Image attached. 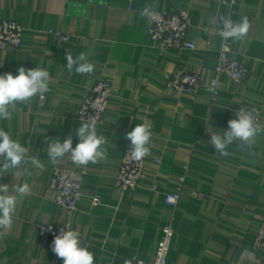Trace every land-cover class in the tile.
<instances>
[{"label": "crops", "instance_id": "0c3cea01", "mask_svg": "<svg viewBox=\"0 0 264 264\" xmlns=\"http://www.w3.org/2000/svg\"><path fill=\"white\" fill-rule=\"evenodd\" d=\"M149 5L188 10V38L195 48L160 52L147 37L148 20L139 15ZM237 7L236 22L247 16L250 28L243 40H231V50L249 74L240 83L219 75L212 102L204 86L177 96L165 82L177 67L197 72L203 83L212 78L219 21L226 13L222 0H0V20L15 19L23 27L21 45L0 50V75H18L21 66L50 73L43 100L35 96L18 103L8 119H0V128L45 166L24 164L0 173V184L10 190L26 181L31 188L17 204L11 229L0 237V264H63L52 251L54 237L39 232L40 225L63 226L68 218L48 186L53 168L83 171L71 230L94 254L95 264L151 260L166 222L175 231L167 264H263L250 245L264 212V131L251 149L235 141L226 157L209 142V128L228 130L235 110L243 107H255L264 127V0H238ZM68 50L74 59L86 53L94 72H69ZM100 77L109 80L111 90L96 130L106 138V158L77 166L65 156L52 164L47 148L53 139L71 136L73 148L79 143L76 129L83 122L76 109ZM137 124L151 129L150 155L137 188L128 192L114 182L122 152L131 147L126 134ZM177 188L179 201L172 208L164 196Z\"/></svg>", "mask_w": 264, "mask_h": 264}, {"label": "clouds", "instance_id": "9594fccd", "mask_svg": "<svg viewBox=\"0 0 264 264\" xmlns=\"http://www.w3.org/2000/svg\"><path fill=\"white\" fill-rule=\"evenodd\" d=\"M142 19L151 22L156 13L153 6H145L139 12ZM222 26L219 35L225 39L234 41L243 40L249 31L250 24L247 16H243L240 22H235L231 16L220 18ZM67 69L76 74L90 75L94 72V63L87 60L84 52L76 55L75 59L71 50L65 52ZM50 73L43 68L25 69L18 68V75L5 73L0 75V119H8L16 111L18 103L31 100L33 97L43 96L49 92ZM236 118L228 121V130L213 132L209 128L210 143L221 156H228L227 151L235 141L240 142L241 147L251 149L258 134L264 131L257 123L258 112L255 107L246 110L240 108L236 112ZM76 136L79 143L73 148L72 137H66L63 142L59 138L53 139L47 148V156L52 164H57L65 156H69L77 166H86L90 162L95 164L106 158L107 149L103 147L106 138L98 135L94 123L83 122L76 129ZM152 136L151 129L146 124H137L131 132L126 134V139L131 142V155L135 160H141L150 155L149 142ZM28 150L17 140L11 138L8 132L0 128V173H6L9 169H19L24 164L33 165L44 170V164L35 156H29ZM70 154V155H66ZM252 155H255L253 152ZM25 174L31 175L28 169ZM31 195V188L26 181L20 185L10 186L0 184V237L5 230H10L13 225V217L16 213L17 204L20 199ZM52 251L62 258L63 264H95L94 254L81 245L80 235L77 231H61L55 236L52 244Z\"/></svg>", "mask_w": 264, "mask_h": 264}, {"label": "built area", "instance_id": "2783aa9c", "mask_svg": "<svg viewBox=\"0 0 264 264\" xmlns=\"http://www.w3.org/2000/svg\"><path fill=\"white\" fill-rule=\"evenodd\" d=\"M238 0H222L226 7L225 16H231L236 22L239 10ZM156 15L151 22H148L147 37L152 44L158 47L160 52L170 49H194L195 44L188 38L189 14L188 10L178 9L173 12L154 10ZM222 27V26H221ZM49 33L53 30L49 29ZM23 27L15 19L0 20V50L7 46L18 48L22 42ZM59 38L66 40L67 36L59 34ZM220 41L217 50V58L214 67V74L207 83H203L201 76L185 68H175L165 82V87L171 89L173 94L180 96L183 94H195L204 86L214 102L219 88V75H225L235 83H240L248 74V67L236 59L231 50V40L225 39L219 35ZM209 44L208 42L206 43ZM25 69H31L25 67ZM110 83L104 77L97 78L92 87L82 96L77 109L76 116L82 122L94 123L95 130L105 119L106 110L110 99ZM39 100L43 96L37 95ZM246 110L251 108L243 107ZM236 109L232 119L236 118ZM261 117L258 114L257 123ZM145 157L141 160H135L131 155L130 147L123 150L121 160L118 166L117 176L114 182L116 188L123 191H134L143 177V166ZM83 178L82 170L53 168L49 177L48 186L54 191V202L62 206L67 215V221L63 226L46 224L39 226L41 234H49L55 238L61 231L71 230L70 216L77 208L80 199V187ZM181 177L180 181L183 182ZM98 196H93V203L98 202ZM179 201V188L167 192L164 196V202L168 206L175 208ZM161 235L157 240L154 256L151 260H130L124 259L123 264H167L168 251L172 245L174 228L170 222H166L161 227ZM251 248L258 252L262 257L264 264V212L260 218L259 226L251 241Z\"/></svg>", "mask_w": 264, "mask_h": 264}]
</instances>
